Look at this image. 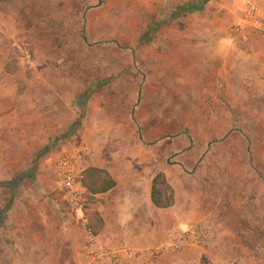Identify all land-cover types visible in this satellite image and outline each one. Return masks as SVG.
Returning <instances> with one entry per match:
<instances>
[{
    "label": "rangeland",
    "instance_id": "374dc122",
    "mask_svg": "<svg viewBox=\"0 0 264 264\" xmlns=\"http://www.w3.org/2000/svg\"><path fill=\"white\" fill-rule=\"evenodd\" d=\"M23 1L22 6L25 3L27 6L19 9L23 15L22 29L19 34L16 32V45L4 46L5 60L0 61V68L16 74V70L43 71L50 64V68L65 71V91L85 85L83 95L87 98L93 93L87 89L91 85L95 92L101 89L102 96L115 97L109 103L111 113H117L112 117L125 125L133 124L134 132V139L120 142L119 147L147 151L134 158L135 164L147 165L153 174L178 168L184 190H189L206 211L218 214L216 219L224 223L225 250L228 256H234L228 264H264V52L258 51V36L263 31L249 23L251 1L242 0L247 10L245 17V13L222 9L221 4L225 6L235 0H197L195 12L178 11L179 19L149 29L147 40L145 27L159 13L155 9L146 19L143 9L146 0H100L115 11L111 15L117 28L110 37L118 43L92 48L83 42L84 28L72 21L67 28L63 23H54L36 29V35H29L33 22L24 17L29 16L27 7L32 12L40 9L45 12L49 8L48 12L53 14L60 12L61 7L58 0ZM243 16L247 20L242 22ZM226 36L233 41L227 44L228 59L221 62L215 49L226 45L221 40ZM176 37L181 38V44H175ZM191 38L194 53L190 56L185 42ZM76 71L83 73L77 78L78 86L72 83L74 77L67 75ZM1 136L0 264H16L20 258L38 262L47 255L20 252L18 258L16 253L18 225L40 221L39 217L31 221L16 219V134ZM67 143L63 141L61 145ZM79 144L72 142L68 146L73 147L65 151L80 148ZM58 151L52 150L53 153L42 158V163L38 158L36 164L42 166L43 180H48L47 193L51 192L57 200L60 220L76 224L54 173V164L62 155V149ZM87 196L88 193L84 196V210L88 215L92 204ZM38 205L40 202L28 206ZM79 244L73 264H97L85 241L83 246L80 240ZM207 245L190 247L181 253L164 252L154 260L146 258L156 263L162 256L190 252L200 259L193 264H209L202 256Z\"/></svg>",
    "mask_w": 264,
    "mask_h": 264
},
{
    "label": "crops",
    "instance_id": "0c3cea01",
    "mask_svg": "<svg viewBox=\"0 0 264 264\" xmlns=\"http://www.w3.org/2000/svg\"><path fill=\"white\" fill-rule=\"evenodd\" d=\"M58 1L61 9L54 14L48 12L49 8H46L45 12L41 9L32 12V9L27 7L29 16L24 17L28 18V22H33L29 35H36V29L48 28L54 23H63L64 28H67L68 22L72 21L84 28L83 42L90 48L100 44L118 43L110 37L117 28L116 20L111 15L115 11L112 12L111 7L101 4L100 0H76L74 3L70 0ZM250 1L255 11L254 14L248 13L251 18L249 23L258 25L263 31L262 36H258V51L264 52V0ZM196 2L197 0H146V7L143 8L146 9L145 18L149 19V14L155 9L159 13L145 27L144 35H147V40L150 36L149 29H158L169 20L173 22L175 18L179 19L178 11L181 12L184 7L189 10L183 14L195 12L198 9ZM23 3V0H0L1 62L5 60L2 52L6 50V43L16 45V32L19 34L22 29L20 19L23 15L19 9L27 6L25 3L23 7ZM228 3L229 1L225 6L221 4L222 9L226 8V11L236 14L245 13L246 17L247 10L243 8L242 0ZM244 16L241 18L242 22L247 20H243ZM150 17L153 18V15ZM225 26L224 33L227 34L228 26ZM38 37L41 39V35ZM36 39L35 37V42ZM221 40L225 41L226 45L215 50L220 53V61L226 62L230 53L227 44L233 39L226 36ZM174 41L176 45L181 44V38L176 37ZM191 41L192 38L185 42L188 44L186 50L190 56L194 53L190 47ZM200 64L196 65L197 70L200 69ZM49 65L48 69L43 71L16 70V74L0 68V141H3L1 135L16 134V219L31 221L32 218L39 217L40 221L18 225L16 253L18 258L20 252L47 255L38 262L20 258L16 264H73L79 253V240L82 246L84 241L86 243V237L77 223L70 224L68 219L66 223L60 220L57 200L51 192V196L47 193L48 180H43L45 176L42 175V166L36 164L38 158L42 163V158L53 153L52 150L58 151L60 148L63 153L68 148L71 149L73 146L68 145H72V142L80 143V148H84L86 153L89 151L83 162L85 169L92 167L104 170L116 183L114 189L95 197L88 215L90 218L92 213L96 212L100 216L104 227L96 239L102 245L118 251L122 258L121 264H132L120 253L124 246L147 253L163 245L172 234L184 232L190 227H204L211 231V240L202 254L204 260L209 261V264L232 263L234 256H228L225 250L227 244L224 223L216 219L218 214L206 211L202 202L189 190H184V179L178 168L156 172L164 173L174 189V206L163 210L153 206L151 189L152 179L156 174H153L147 165L135 164L134 158L147 151L119 147L120 142L134 139V132L133 124L125 125L122 121L118 122L116 117H112L117 113H111L109 103L115 100V97L109 98L107 91V95L102 96L101 89L95 92L91 85L87 89L93 93L87 98L83 95L85 85L80 89L65 91V71L58 70L57 67L50 68ZM67 75L74 77L72 83L78 86L77 78L82 77L83 73L76 71ZM63 141L69 142L68 145H61ZM179 167L183 169V166ZM33 202H40L41 205L28 206ZM197 260L200 261L192 253L186 252L172 257L162 256L156 263L145 258L142 264H193Z\"/></svg>",
    "mask_w": 264,
    "mask_h": 264
},
{
    "label": "built area",
    "instance_id": "2783aa9c",
    "mask_svg": "<svg viewBox=\"0 0 264 264\" xmlns=\"http://www.w3.org/2000/svg\"><path fill=\"white\" fill-rule=\"evenodd\" d=\"M249 13L254 14L255 8L252 2H249ZM86 156L84 148H75L70 151H64L54 164V173L59 178L61 193L68 205L69 212L75 215L76 223L79 225L89 248V254L97 264H121L122 258L118 251L112 250L97 241L89 230V216L85 213L84 202L86 189L83 187V162ZM211 231L204 227H190L188 230L180 233H174L169 236L167 243L160 249L151 250L144 253L124 246L120 253L132 264H142L146 256L151 259L158 258L164 252L181 253L190 247H203L211 239Z\"/></svg>",
    "mask_w": 264,
    "mask_h": 264
},
{
    "label": "trees",
    "instance_id": "16d2710c",
    "mask_svg": "<svg viewBox=\"0 0 264 264\" xmlns=\"http://www.w3.org/2000/svg\"><path fill=\"white\" fill-rule=\"evenodd\" d=\"M189 9L184 7L181 12ZM9 69V66H7ZM83 187L88 193V199L93 204L97 195H102L115 188L116 183L112 177L104 170L88 168L83 173ZM151 201L157 209H168L175 204V192L169 184L164 173H158L152 179ZM89 230L94 236H98L102 230L103 222L100 216L93 212L90 216Z\"/></svg>",
    "mask_w": 264,
    "mask_h": 264
}]
</instances>
